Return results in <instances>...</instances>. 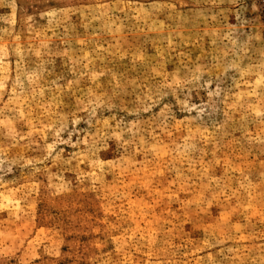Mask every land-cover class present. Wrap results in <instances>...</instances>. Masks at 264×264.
I'll return each mask as SVG.
<instances>
[{
  "label": "rangeland",
  "instance_id": "obj_1",
  "mask_svg": "<svg viewBox=\"0 0 264 264\" xmlns=\"http://www.w3.org/2000/svg\"><path fill=\"white\" fill-rule=\"evenodd\" d=\"M0 264H264V0H0Z\"/></svg>",
  "mask_w": 264,
  "mask_h": 264
}]
</instances>
